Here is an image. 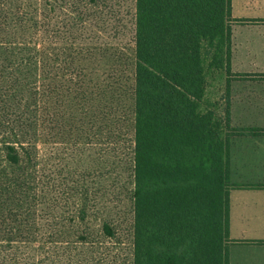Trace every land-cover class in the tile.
<instances>
[{
	"label": "trees",
	"instance_id": "trees-1",
	"mask_svg": "<svg viewBox=\"0 0 264 264\" xmlns=\"http://www.w3.org/2000/svg\"><path fill=\"white\" fill-rule=\"evenodd\" d=\"M121 4L0 0V264L118 262L122 117L90 64L119 35ZM132 18L126 259L229 264L230 138L259 130L203 104L242 20L232 0H134Z\"/></svg>",
	"mask_w": 264,
	"mask_h": 264
},
{
	"label": "crops",
	"instance_id": "crops-1",
	"mask_svg": "<svg viewBox=\"0 0 264 264\" xmlns=\"http://www.w3.org/2000/svg\"><path fill=\"white\" fill-rule=\"evenodd\" d=\"M231 71L223 72L219 102L230 107V124L259 131L230 138L229 264H264V0H232Z\"/></svg>",
	"mask_w": 264,
	"mask_h": 264
},
{
	"label": "rangeland",
	"instance_id": "rangeland-1",
	"mask_svg": "<svg viewBox=\"0 0 264 264\" xmlns=\"http://www.w3.org/2000/svg\"><path fill=\"white\" fill-rule=\"evenodd\" d=\"M134 6V0H122L121 11L122 20H112L113 26H118V30H121L119 35L107 39V52L105 56L98 55L95 62L90 64V68L94 71L95 82L102 83L104 86H112L114 94L115 106H118L120 111L118 112L119 128L121 129V136L119 138L118 152L115 156V164L117 170L113 173L110 183L114 185V182L118 185V208L113 207L112 203L111 211L115 218H118V236L124 241L123 246L119 247L118 262L117 264H128L126 255L128 254L127 245L129 243V224H130V201L127 197L128 186V154H127V139L126 133L131 128L132 116L130 110L132 108L131 98V86L133 82V67H134V53H133V18L132 10ZM257 39L254 40L255 46L252 45L253 50H261L260 40L264 35V30L257 31ZM260 39V40H259ZM259 65H264V62H260ZM224 69H210L207 71L208 77V90L204 100L203 107L210 108L217 111L220 117H224L225 110L219 108L217 105L219 92L225 90V78L223 74ZM224 106V103H222ZM124 112V113H122ZM117 122V121H116ZM119 132V130H118ZM226 132V131H225ZM87 161L91 163L92 152L89 149L88 154H85ZM116 177V179H114ZM91 224H96V220L90 221ZM127 249V250H126Z\"/></svg>",
	"mask_w": 264,
	"mask_h": 264
}]
</instances>
